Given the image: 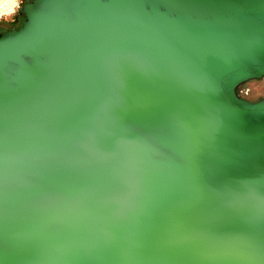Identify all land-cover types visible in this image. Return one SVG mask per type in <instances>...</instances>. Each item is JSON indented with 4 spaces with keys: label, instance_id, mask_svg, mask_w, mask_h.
Returning <instances> with one entry per match:
<instances>
[{
    "label": "water",
    "instance_id": "95a60500",
    "mask_svg": "<svg viewBox=\"0 0 264 264\" xmlns=\"http://www.w3.org/2000/svg\"><path fill=\"white\" fill-rule=\"evenodd\" d=\"M0 32V264H264V0H30Z\"/></svg>",
    "mask_w": 264,
    "mask_h": 264
},
{
    "label": "rangeland",
    "instance_id": "374dc122",
    "mask_svg": "<svg viewBox=\"0 0 264 264\" xmlns=\"http://www.w3.org/2000/svg\"><path fill=\"white\" fill-rule=\"evenodd\" d=\"M28 1L30 0H13L12 7L15 5L13 10H11L12 7L5 11H2L3 8L0 10L2 12V14L0 13V32L21 26V21L25 16L18 14L17 8ZM238 94L248 101H257L258 99L264 98V76L260 79H250L244 82L238 88Z\"/></svg>",
    "mask_w": 264,
    "mask_h": 264
},
{
    "label": "bare ground",
    "instance_id": "6f19581e",
    "mask_svg": "<svg viewBox=\"0 0 264 264\" xmlns=\"http://www.w3.org/2000/svg\"><path fill=\"white\" fill-rule=\"evenodd\" d=\"M13 4V0H3L0 2V10L2 9V11L7 10L8 8L12 7ZM5 6V7H4ZM15 7V5L12 7L11 10H13ZM10 12V11H9ZM0 13L2 14V12L0 11Z\"/></svg>",
    "mask_w": 264,
    "mask_h": 264
}]
</instances>
